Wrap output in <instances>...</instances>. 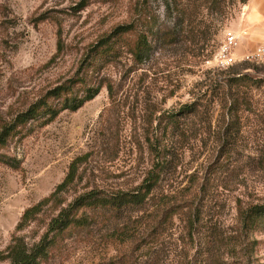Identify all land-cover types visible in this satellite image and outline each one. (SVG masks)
Instances as JSON below:
<instances>
[{"label": "rangeland", "instance_id": "1", "mask_svg": "<svg viewBox=\"0 0 264 264\" xmlns=\"http://www.w3.org/2000/svg\"><path fill=\"white\" fill-rule=\"evenodd\" d=\"M81 1L1 3L0 135L15 128L0 146V264L10 263L6 257L17 240L29 247L39 244L58 211L79 198L136 189L164 146L170 164L157 195L159 200L162 193L168 195L180 213L171 236L151 258L143 247L144 232L149 218L160 220L162 212L152 208L146 214L115 215L85 208L78 217L88 218L86 226L50 235L38 264H264V228L244 232L238 218L241 203L264 205V87L249 93L250 101L240 105L239 121L228 133L229 97L222 82L232 68L249 65L258 70L246 73L264 79V65L239 58L227 68L218 65L226 33L240 34L251 0H228L230 10L222 0L213 10L210 0L186 2L198 6L197 22L205 33L191 47L175 40L178 16L169 17L166 0H145L162 33H175L155 45L150 62L136 64L129 55L106 69L98 81L111 85L115 94L104 85L98 96L72 112L62 109L65 98L51 93L85 77L81 66L91 46L129 22L138 2L88 0L80 9ZM130 38L136 42L135 35ZM43 101L59 111L52 122L41 107L39 116L17 123L21 113ZM192 104L196 113L182 122L181 132L160 123ZM73 164L74 182L43 203ZM189 213L201 220L191 232L195 240L189 234Z\"/></svg>", "mask_w": 264, "mask_h": 264}, {"label": "trees", "instance_id": "2", "mask_svg": "<svg viewBox=\"0 0 264 264\" xmlns=\"http://www.w3.org/2000/svg\"><path fill=\"white\" fill-rule=\"evenodd\" d=\"M88 0H82L80 3V9H83L88 5ZM92 1V0H91ZM96 1V0H94ZM190 0H166V7L169 17L173 14L178 16L179 29L176 31H166L162 33V30L156 25L158 19L156 16H150L146 7L145 0H138L136 7L133 8L129 22L121 26L116 27L110 33L102 37L96 44L91 46L82 62V73L85 77H81L79 80L72 81L70 84H66L53 90L51 95L57 98H65L63 102V110L77 111L83 105L89 101H92L99 95L102 87L106 85L109 94L113 96L115 94L114 88L111 85L104 84L103 81H98V77L108 68H115L119 64L121 58L132 56L136 64H145L150 62L154 57L155 45L161 40L168 41V36L176 34L175 40L183 44L185 47H191V44L204 32L200 30L198 17L199 13L197 5L189 6L186 2ZM195 0V4H196ZM199 1V0H198ZM211 1V10L215 8V4L218 0ZM235 0H232V2ZM241 3H245L246 0H241ZM2 0H0L1 8ZM225 8H230L228 0H222ZM232 5V4H231ZM233 6V5H232ZM205 34V33H204ZM131 35L136 36V42L130 38ZM154 38V41H151ZM258 67L249 65L242 67L240 70L232 68L229 72V77L224 78L222 82L226 83L228 104L226 108V115L229 116L225 122V129L228 133L233 132L238 122L239 107L241 104H246L249 99V93L253 90H259L264 87V79L254 78L246 71H257ZM81 73V74H82ZM90 79V80H89ZM75 84V85H74ZM83 92L82 95L79 92ZM81 96V98H79ZM43 105V106H42ZM41 107L44 108L43 115H51L49 122H52L57 116L59 111H54L49 106L48 101L33 104L27 111L21 113L18 116L17 123H25L30 119L35 118L41 114ZM61 109V110H62ZM196 105L192 104L186 106L178 113V115H171L160 119V123H166L170 130L173 132H181L183 129V121L196 113ZM60 110V111H61ZM226 120V119H225ZM15 127L6 128L0 135V146L6 144L8 137L12 133ZM182 129V130H181ZM230 131V132H229ZM166 146H164V153L156 161L152 171L144 179L143 183L136 189L130 192L118 193L112 196H102L89 194L79 198L73 206L68 208H62L58 211L49 225V229L45 236L41 239L39 244L34 247H29L25 242L17 240L13 246L10 247L9 253L6 259L10 261L9 264H38L42 256L47 253L49 248V236L54 234L58 236L65 233L67 230L75 228H83L88 222V218L81 216L78 217V212L85 208H92L94 211L110 212L115 215H122L123 213H139L144 214L151 211L153 208L155 212H162L160 220L157 218H149L145 229V240L143 247L146 249V256L151 258L157 246L165 236H171L170 232L173 229L174 218L179 215V208L177 205L170 206L169 196L161 194V199H158V191L163 179V176L168 173L170 160L165 154ZM76 177V165L73 164L70 173L60 184L56 191L45 200L43 203H47L56 199L59 193L64 191L70 186ZM161 202L160 204L156 202ZM43 205V204H41ZM41 205L37 206L40 207ZM35 211L29 210L24 216V219L28 215ZM191 213H189L190 215ZM238 218L243 231L251 232L253 230L264 228V205H248L238 206ZM190 228V237L194 239V235L191 233L192 229L200 223V219L194 218L190 215L187 220ZM166 236V237H167ZM212 246L211 242H207L205 246Z\"/></svg>", "mask_w": 264, "mask_h": 264}, {"label": "crops", "instance_id": "3", "mask_svg": "<svg viewBox=\"0 0 264 264\" xmlns=\"http://www.w3.org/2000/svg\"><path fill=\"white\" fill-rule=\"evenodd\" d=\"M239 33L242 37L239 55L253 52L258 46L264 44V0L250 1L244 26Z\"/></svg>", "mask_w": 264, "mask_h": 264}, {"label": "built area", "instance_id": "4", "mask_svg": "<svg viewBox=\"0 0 264 264\" xmlns=\"http://www.w3.org/2000/svg\"><path fill=\"white\" fill-rule=\"evenodd\" d=\"M240 45L241 37L235 32L228 31L218 54V65L220 68H227L234 65L237 62V58H239L242 63H264V44L258 46L253 52L242 55L238 54Z\"/></svg>", "mask_w": 264, "mask_h": 264}]
</instances>
